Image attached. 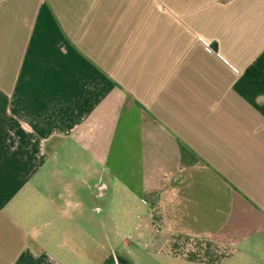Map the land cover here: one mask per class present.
I'll return each instance as SVG.
<instances>
[{
    "label": "crops",
    "instance_id": "0c3cea01",
    "mask_svg": "<svg viewBox=\"0 0 264 264\" xmlns=\"http://www.w3.org/2000/svg\"><path fill=\"white\" fill-rule=\"evenodd\" d=\"M250 68L264 0H0V264H264Z\"/></svg>",
    "mask_w": 264,
    "mask_h": 264
},
{
    "label": "rangeland",
    "instance_id": "374dc122",
    "mask_svg": "<svg viewBox=\"0 0 264 264\" xmlns=\"http://www.w3.org/2000/svg\"><path fill=\"white\" fill-rule=\"evenodd\" d=\"M92 190H94V187L92 188ZM87 191L85 190L83 193H84V202L87 203V207L84 211L85 215L87 216H93V218H102L106 215V210H107V207L105 205V198H99V199H94V193L96 192V190L93 192V191ZM92 193V194H91ZM97 206V208L99 209V211L97 212H94L92 211V209ZM96 224V223H95ZM85 225V229H91V224H84ZM107 225V224H106Z\"/></svg>",
    "mask_w": 264,
    "mask_h": 264
},
{
    "label": "trees",
    "instance_id": "16d2710c",
    "mask_svg": "<svg viewBox=\"0 0 264 264\" xmlns=\"http://www.w3.org/2000/svg\"><path fill=\"white\" fill-rule=\"evenodd\" d=\"M247 75L253 76L256 80L258 81H264V77L261 76V74L257 73L256 71H254L252 68L248 69L246 71Z\"/></svg>",
    "mask_w": 264,
    "mask_h": 264
}]
</instances>
